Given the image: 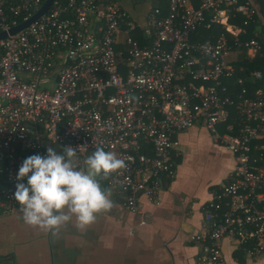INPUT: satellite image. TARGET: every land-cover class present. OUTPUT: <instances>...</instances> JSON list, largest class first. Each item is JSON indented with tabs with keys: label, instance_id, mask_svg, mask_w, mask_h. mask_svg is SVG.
Segmentation results:
<instances>
[{
	"label": "built area",
	"instance_id": "built-area-1",
	"mask_svg": "<svg viewBox=\"0 0 264 264\" xmlns=\"http://www.w3.org/2000/svg\"><path fill=\"white\" fill-rule=\"evenodd\" d=\"M45 1L0 0V32H8L0 38V214L21 208L18 168L48 147L75 148L80 167L98 147L124 160L104 177L140 212L142 197L157 200L176 177L178 135L198 124L235 164L207 204L206 229L193 236L197 261L227 264V238L250 257L263 255L264 89L245 85L236 63L262 42L241 40L246 28L230 22L242 15L244 25L256 16L264 23L259 0H162L144 23L115 0H53L9 32ZM218 24L224 30L213 33Z\"/></svg>",
	"mask_w": 264,
	"mask_h": 264
},
{
	"label": "crops",
	"instance_id": "crops-1",
	"mask_svg": "<svg viewBox=\"0 0 264 264\" xmlns=\"http://www.w3.org/2000/svg\"><path fill=\"white\" fill-rule=\"evenodd\" d=\"M115 1L141 23L152 6L162 3ZM178 137L176 177L163 183L157 200L142 197L140 212L124 206L100 176V186L110 193L113 206L98 212L84 228L77 227L72 216L53 235L26 224L22 208L1 213L0 264H199L200 243L193 236L206 229L207 204L226 181L235 159L204 126L196 124ZM210 164L215 171L204 174L201 168ZM3 184L0 177V187ZM223 251L227 264H264V254L250 257L230 238L223 241Z\"/></svg>",
	"mask_w": 264,
	"mask_h": 264
},
{
	"label": "clouds",
	"instance_id": "clouds-1",
	"mask_svg": "<svg viewBox=\"0 0 264 264\" xmlns=\"http://www.w3.org/2000/svg\"><path fill=\"white\" fill-rule=\"evenodd\" d=\"M75 155L73 147H65L63 152L48 147L45 155L32 154L23 160L16 174L14 198L26 224L55 235L72 216L77 227L84 228L98 212L112 208L110 193L97 178L123 168L124 160L98 147L86 158V167H80Z\"/></svg>",
	"mask_w": 264,
	"mask_h": 264
},
{
	"label": "trees",
	"instance_id": "trees-1",
	"mask_svg": "<svg viewBox=\"0 0 264 264\" xmlns=\"http://www.w3.org/2000/svg\"><path fill=\"white\" fill-rule=\"evenodd\" d=\"M259 5L261 13L264 15V0H259ZM243 20L244 16L242 15H240L237 19L230 18V22L237 23L246 28V31L241 33L240 39L245 40L251 37H257L260 38L262 42V48L253 58L246 57V53L242 52L238 55V60L236 61L238 65L243 66L245 69V72L241 73L247 79L245 85H247L252 91H256L258 89H264V23L261 18L257 16L248 25H244ZM222 30H224V26L218 24L214 26L213 33H218ZM209 34H211V31L205 32V35ZM226 34L228 33L226 32ZM254 71H261L262 77L255 79L250 78L248 74ZM241 87L242 85L239 86V88ZM93 152H91V154ZM178 156L173 157V159L176 161Z\"/></svg>",
	"mask_w": 264,
	"mask_h": 264
},
{
	"label": "water",
	"instance_id": "water-1",
	"mask_svg": "<svg viewBox=\"0 0 264 264\" xmlns=\"http://www.w3.org/2000/svg\"><path fill=\"white\" fill-rule=\"evenodd\" d=\"M52 2H53V0H46L45 3L43 4V6L32 17H30L28 20H25L22 23L12 27L9 30V32L15 33L16 31H18V30L26 27L27 25H29L31 22L36 20L42 13L47 11V9L49 8V6L51 5ZM6 35H8L7 31H1L0 32V38L5 37Z\"/></svg>",
	"mask_w": 264,
	"mask_h": 264
},
{
	"label": "flooded vegetation",
	"instance_id": "flooded-vegetation-1",
	"mask_svg": "<svg viewBox=\"0 0 264 264\" xmlns=\"http://www.w3.org/2000/svg\"><path fill=\"white\" fill-rule=\"evenodd\" d=\"M203 171H205V170H207L208 172H210V171H213L214 169H215V167L212 165V164H210L209 166H206V167H204V168H201ZM215 171V170H214Z\"/></svg>",
	"mask_w": 264,
	"mask_h": 264
},
{
	"label": "rangeland",
	"instance_id": "rangeland-1",
	"mask_svg": "<svg viewBox=\"0 0 264 264\" xmlns=\"http://www.w3.org/2000/svg\"><path fill=\"white\" fill-rule=\"evenodd\" d=\"M228 157V159H229V156H227ZM204 174H207L208 173V171L207 170H205V171H202Z\"/></svg>",
	"mask_w": 264,
	"mask_h": 264
}]
</instances>
